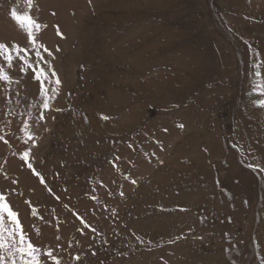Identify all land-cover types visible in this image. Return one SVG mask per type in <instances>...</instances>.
I'll return each mask as SVG.
<instances>
[{
  "label": "rangeland",
  "instance_id": "374dc122",
  "mask_svg": "<svg viewBox=\"0 0 264 264\" xmlns=\"http://www.w3.org/2000/svg\"><path fill=\"white\" fill-rule=\"evenodd\" d=\"M0 43V194L41 264H264V0H0Z\"/></svg>",
  "mask_w": 264,
  "mask_h": 264
},
{
  "label": "snow or ice",
  "instance_id": "6c2138e0",
  "mask_svg": "<svg viewBox=\"0 0 264 264\" xmlns=\"http://www.w3.org/2000/svg\"><path fill=\"white\" fill-rule=\"evenodd\" d=\"M23 3L27 6V8H34V0H23ZM10 15L16 21V23L22 28L28 35V38L32 40L33 47H37L35 41L37 39L36 33L40 32L42 28L46 27V25H41L38 23L33 16H30L27 11L23 14H19L17 9H12ZM60 35L61 33H57ZM11 51H16L17 57L23 59L20 56V53L25 51V49H20L17 45H12L9 48L8 45L4 43H0V56H4L9 65L13 60L11 55ZM47 51V49H45ZM37 56H41L40 52H36ZM49 55L51 53L49 52ZM41 59L43 57L41 56ZM25 63L28 64L27 60ZM28 67L31 68L32 65L28 64ZM55 75V73H53ZM46 80L47 76L44 73V70L41 69L39 74L36 75V79L41 81V77ZM9 76L3 73H0V80H8ZM42 83V81H41ZM56 83L59 84V79L56 80ZM42 94L46 95V90L42 89ZM49 103L45 100L44 107L49 108ZM260 107H264V100L259 102ZM102 119H108V117H102ZM182 127V125H181ZM2 139V137H0ZM27 153L22 159L27 158ZM31 168V164L28 165ZM251 167V165H249ZM255 171V169H253ZM43 182V181H42ZM35 214V212H33ZM18 213L13 211L12 206L7 202V197L3 194H0V264H3L5 260V256L2 253H7V257L12 260V264H16V260L12 259L13 257H19L20 264H41L40 261V249L37 248L32 241L27 237V234L24 232L23 227L18 218ZM11 241V243H8ZM43 255L53 259L55 264H60L59 260H57L51 251L43 253Z\"/></svg>",
  "mask_w": 264,
  "mask_h": 264
}]
</instances>
